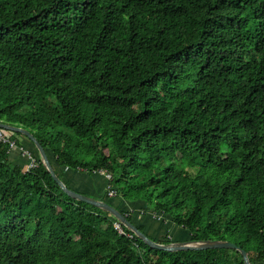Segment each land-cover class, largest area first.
Wrapping results in <instances>:
<instances>
[{"label": "trees", "instance_id": "trees-1", "mask_svg": "<svg viewBox=\"0 0 264 264\" xmlns=\"http://www.w3.org/2000/svg\"><path fill=\"white\" fill-rule=\"evenodd\" d=\"M0 121L146 235L138 217L157 216L264 264V0H0ZM5 130L37 165L0 143V264H243L121 233Z\"/></svg>", "mask_w": 264, "mask_h": 264}, {"label": "water", "instance_id": "water-1", "mask_svg": "<svg viewBox=\"0 0 264 264\" xmlns=\"http://www.w3.org/2000/svg\"><path fill=\"white\" fill-rule=\"evenodd\" d=\"M0 127L11 130L14 132H19L26 137H28L29 140H31L35 147L37 148L39 155L41 157L42 163L46 170L49 172L50 177L52 180L60 187V189L69 197H74L78 200H82L85 202H88L90 204H94L98 206V208L105 210L107 212H110L117 220H119L122 225H124L126 228H128L131 232H133L138 238H140L144 243L147 244L150 248L157 249V250H163V251H184V250H205V249H213L215 247H228V248H235L239 250V252L242 255V263L243 264H249V258L247 255V252L241 248L239 245L235 244L234 242H231L229 240H222V239H215V240H190L186 239L183 241H175V242H168V243H156L150 240L147 235L139 230L135 224H133L131 221H129L126 216L117 208L116 205L109 203L108 201L96 198L93 196H89L87 194L76 192L74 190L69 189L56 175L54 172L49 159L47 157V154L45 153V150L43 149L41 143L38 141L37 135H35L34 132H31L29 129L23 127V126H17L8 124L5 122L0 121Z\"/></svg>", "mask_w": 264, "mask_h": 264}, {"label": "crops", "instance_id": "crops-1", "mask_svg": "<svg viewBox=\"0 0 264 264\" xmlns=\"http://www.w3.org/2000/svg\"><path fill=\"white\" fill-rule=\"evenodd\" d=\"M12 158L22 163H25L28 161L27 157L23 155L17 148L12 149ZM65 179L71 186H74L77 189H80V190L83 189V190H86L88 192H93L98 195H100V193L102 192V190L99 187L95 186L94 184H90L88 182L89 179L81 172H72L71 174H66ZM143 218L144 217L142 216L138 217L140 222L144 221V230L146 231L147 235L153 238H159L160 235L164 233V234L169 235L170 238L172 239L174 238V240H172L171 242L183 241L187 239V235L185 231L179 228H175L172 225L168 224L167 222H163L161 218H158L157 216H153V217L150 216L149 220L147 219V221L143 220ZM158 223L159 225L157 227ZM162 224L165 230L169 227L167 229L169 230V233L164 232L165 230L162 228Z\"/></svg>", "mask_w": 264, "mask_h": 264}, {"label": "built area", "instance_id": "built-area-1", "mask_svg": "<svg viewBox=\"0 0 264 264\" xmlns=\"http://www.w3.org/2000/svg\"><path fill=\"white\" fill-rule=\"evenodd\" d=\"M0 143H6L8 145L9 149H14L17 148L19 149V151L25 155L28 159V161L25 164V169L29 170L30 168H33L37 165V161L35 156L33 155L32 151L24 146H18V144H16L15 139L12 138L10 136V134H8V132L0 127ZM102 174L106 175L107 177H111L110 173H106L105 171H100ZM116 194V190L114 188H112L111 186H108V195L109 196H114ZM115 227L124 234H127L128 236H131L130 233H127L123 230L122 228V224L120 221H115ZM166 237L170 238L169 235L165 234Z\"/></svg>", "mask_w": 264, "mask_h": 264}, {"label": "rangeland", "instance_id": "rangeland-1", "mask_svg": "<svg viewBox=\"0 0 264 264\" xmlns=\"http://www.w3.org/2000/svg\"><path fill=\"white\" fill-rule=\"evenodd\" d=\"M158 225H159V223L157 224V227H158ZM162 228H163V224H162ZM168 228H169V227H168ZM168 228H167V229H168ZM158 229H159V228H158ZM160 229H161V227H160ZM163 229L165 230V228H163ZM167 229H166L165 231H164V230H163V231H164L165 233H169V230H167ZM164 235H165V234H164ZM172 236H173V235H172ZM172 236H171V237H172ZM172 240H174V238H173V239L170 238V242H171Z\"/></svg>", "mask_w": 264, "mask_h": 264}]
</instances>
